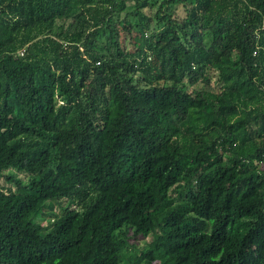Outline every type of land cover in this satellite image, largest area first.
<instances>
[{"label": "trees", "instance_id": "16d2710c", "mask_svg": "<svg viewBox=\"0 0 264 264\" xmlns=\"http://www.w3.org/2000/svg\"><path fill=\"white\" fill-rule=\"evenodd\" d=\"M1 179L0 264H264V0H0Z\"/></svg>", "mask_w": 264, "mask_h": 264}, {"label": "rangeland", "instance_id": "374dc122", "mask_svg": "<svg viewBox=\"0 0 264 264\" xmlns=\"http://www.w3.org/2000/svg\"><path fill=\"white\" fill-rule=\"evenodd\" d=\"M18 177L23 178L24 175H19V174H18ZM0 184L3 185V186H5V187H10V186H11V184H9V183H6V184H5L3 179L0 180ZM137 241H138V240H137Z\"/></svg>", "mask_w": 264, "mask_h": 264}]
</instances>
